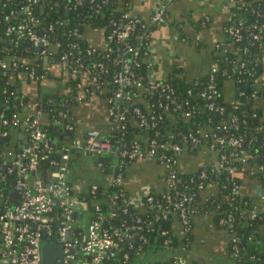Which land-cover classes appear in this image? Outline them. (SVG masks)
<instances>
[{"label":"built area","instance_id":"2783aa9c","mask_svg":"<svg viewBox=\"0 0 264 264\" xmlns=\"http://www.w3.org/2000/svg\"><path fill=\"white\" fill-rule=\"evenodd\" d=\"M82 1L86 0H73L72 6L75 7ZM129 1V10L124 11L117 19L109 18L111 25L107 32L104 31L105 29L93 28L95 31L103 32V44L88 42L87 52L99 53L106 46L105 58L110 60L113 66L118 65V69L112 70L109 81H106L102 76L109 72L107 62L100 59H85L84 51L86 50L81 47L78 41V25L71 24L69 33H64V40L51 36L54 23L42 21L33 10V7L38 5L41 13L45 11V0H28L18 10V12H24L26 18L19 19L14 25L8 24L5 28L6 32L12 33L11 41L16 43L19 39L27 40L35 46L37 58L43 60V67L50 66L53 61L58 62L70 73L80 74L90 80L91 87L78 82L76 84L78 90L72 98L81 100L83 93H86L88 102H92L96 98L103 99L96 94V91L102 86L109 85L111 96L104 98L107 103L106 110L119 132L125 128L127 117L121 101H131L137 97L142 99V93L137 94L132 86L146 91V93L164 94L173 104V109L181 107V103L176 99L169 83H160L157 78L149 75L153 69L152 62L148 59L149 54L146 59L148 62L146 71L150 82L146 83L142 75L137 77L134 75L130 59L132 61L136 59L139 49L132 46L127 40L138 26L145 30L158 24H169L171 19L167 14L166 6L172 0L156 2L148 19L133 14L131 0H125V2ZM238 1L240 2V0ZM105 2L106 0H101L102 4ZM69 7L64 5L66 11L69 10ZM4 19L9 20V14H5ZM58 23L61 24L62 21H58ZM247 28L252 30L253 42H260L264 46V21L253 22ZM240 29V26L228 25L223 29V32H227V35L232 39L239 40L241 38ZM178 33L181 41H191L189 36L183 35L182 32ZM195 35L193 40L197 44L198 39ZM146 37L148 49V33H146ZM38 45L39 48H37ZM215 45H218L217 42ZM227 45L229 46L230 42H227ZM51 48L56 51L53 52ZM0 66L9 70L18 68L20 64L14 59H1ZM216 71L217 68L213 64L209 72ZM63 72H65L64 76L68 74L65 69ZM222 72L226 73L227 69L223 68ZM24 78L37 83V81L46 78V71L38 69L36 66H30ZM216 92L217 88L215 87H212L209 93L204 90L201 92L210 98L207 104L209 107L214 105L212 98ZM10 93L12 94L13 91ZM41 98L34 95L35 112L30 119L27 115L22 119L16 114L6 117L0 113L3 126L21 128L27 133L28 138L26 145L7 151L10 155L9 158L6 156L0 158V264H49L42 261V243L45 241L52 244L47 249L48 258L53 259L52 264H190L187 257L180 253V250H184V245L180 249L175 247L154 254L150 241L155 239L160 240L163 244L169 243L171 240L169 229L158 227L155 221L168 218L171 212L174 213L175 220L182 230L186 231L190 228L188 213H195L196 210L186 204L191 202L193 195L175 191L171 207L158 200L157 207L160 208V211L154 214L153 220H147L146 217L134 212L135 210L131 211V209L143 204L149 208L152 207L154 196L150 194L151 190H147L138 197L129 194L125 186L122 185L125 178V166L120 161L117 163L116 159L117 155L127 159H156L164 166L166 172L175 159L170 154L158 151V145H164V143L152 137L146 147H143L138 140H133L130 147L118 146L114 145L100 128H87L84 136L82 138L76 136L70 146L81 154L93 158L94 167L102 174L105 182L102 184L93 180L88 182L86 187L83 185L81 187L78 183H71L69 179V170L73 162L69 148L63 151L57 160L49 159L50 139L41 123L44 109L38 105ZM159 104L162 106V101ZM131 109L142 128L155 127L156 121L163 117L161 113L147 117L138 105H133ZM191 111H186L185 114L189 115ZM219 111L222 112V110ZM59 114L64 115L61 111ZM252 115L255 116V113ZM55 123H60V119H56ZM64 125L66 130H70L72 127L68 123ZM221 128L225 131L221 133L202 131L210 142V148L213 145L236 148L244 144L242 134H235L232 130L238 128L236 115L232 114L231 123L224 124ZM173 132L170 130L169 133ZM1 134L6 135L7 131L3 130ZM175 134L178 135L180 142L170 140L165 143L174 154L182 152L181 143H189V145L197 147L202 141L201 137L193 131L182 133L179 130ZM102 154L113 156L109 160L112 164L111 167L107 166L108 160L104 162L98 158ZM221 159H224L223 154L220 155L219 165L222 163ZM45 160H49L46 165L43 164ZM227 169L233 173L236 168L235 165H228ZM249 171L250 173L257 171L262 173L263 167L259 166L257 169L251 167ZM261 175L263 177V174ZM168 177H173V173ZM200 177H206L204 169L200 170ZM117 185L118 187L115 188ZM199 186H202V182ZM234 188L238 189V185H235ZM12 192H15L14 198L11 195ZM143 195H146L145 202L141 200ZM85 212L89 214V221L82 223L84 221L81 217ZM228 219H232L231 213L228 214ZM224 223V219L219 220L220 225ZM43 232H45L44 236ZM237 239L236 236H230L234 256L239 249ZM57 251L60 252V255H55Z\"/></svg>","mask_w":264,"mask_h":264},{"label":"trees","instance_id":"16d2710c","mask_svg":"<svg viewBox=\"0 0 264 264\" xmlns=\"http://www.w3.org/2000/svg\"><path fill=\"white\" fill-rule=\"evenodd\" d=\"M45 1V11L41 13L38 5H35L33 10L40 16L42 21L46 23L52 21L54 23L51 36L63 39L65 34L71 30V24L78 25V41L81 47L86 50L84 51L85 59H100L104 60L105 63L107 62L109 72L104 73L102 76L106 81H109L112 70L118 69V65L113 66L110 60L105 58L106 46L99 53L87 52L89 44L86 34L89 29L95 27L105 29L104 31L107 32L111 25L109 18L117 19L124 11L129 10L130 1L106 0L102 4L101 0H86L78 3L75 7L72 6L73 0ZM26 2L28 0H0V60L14 59L20 64L18 68L9 70L0 66V113H3L6 117L16 114L22 119L25 115L29 119L34 115L35 108L31 96L42 97V91L39 92V87L36 89L34 82L27 83L24 78L28 67L36 66L38 69L46 71V78L40 81V85L50 80H56V76L51 74L50 67H43V60L37 58V51L32 43L20 39L15 43L10 40L12 33L5 31L8 24L14 25L19 19L26 18L24 12H18L19 8ZM64 5L70 6L69 15H66ZM234 9L235 13L225 21L224 28L228 25L240 26L241 38L239 40L232 39L227 35V32H224L223 39L217 41L218 45L213 44L211 47V60L217 68L216 72H209L208 70L204 74L195 77V80H193L196 83H194L192 79L187 77L182 67L175 65L166 77L158 79L160 83H169L176 99L181 103V107L173 109V104L168 101L164 94L146 93V91L132 86L137 94L142 93V99L137 97L131 101H121L122 108L127 115L125 128L119 132L111 117L103 126L97 127L111 139L114 145L118 146L130 147L133 140H138L143 147H146L149 140L154 137L157 141L164 143V145H158V151L170 154L175 159L171 167L166 169L165 184L162 189L160 191H150V194L154 196L153 206L150 208L146 204L138 207L134 206L131 211L135 210L134 212L140 213L147 220H153L154 214L160 211V208L157 207L158 200L171 207L175 191L193 195L191 202L186 204V206L196 210L195 213H188L190 221L188 230L181 229L173 212L170 213L168 218L155 221L158 227L169 229L171 240L168 244H163L160 240L151 239L152 253L154 254L175 247L180 249L184 245V250H180V253L189 260L190 247L196 234V218L211 210L216 225L226 229L229 236L238 237L237 245L239 249L237 254L233 255L236 264H264V210H254L257 206L240 191L243 176L250 179L256 178L264 183V46L260 42H253L252 30L247 28L253 22L260 23L264 21V0H240ZM5 14H9V20L4 19ZM58 21H62V23L59 24ZM197 23L200 24L201 21L199 20ZM198 24L196 25L198 26ZM151 28L148 27L144 30L138 26L127 39L132 46L139 49L138 56L135 59L136 62L130 59L134 75L136 77L142 75L146 83L150 82V77L146 71L148 68L146 59L149 54L146 33H149ZM182 33L186 35L183 31ZM227 42H230L229 46ZM51 50L56 51L53 48ZM54 63L56 64V62ZM223 68L227 69L226 73L222 72ZM64 69L68 72L66 76H64L65 72L62 75L64 76V88L51 93L46 92V97H42L38 104L41 109H44L41 123L50 139L49 159L53 160H57L67 148L72 153V159L80 156L81 152L70 146L79 132L78 129L82 130L81 127H77V124H79V121H77L78 114H83L78 106L82 107L83 102L90 106L95 103L94 101H87L86 93L81 94L83 96L81 100L72 98L78 90L76 88L78 82L85 83L88 87H91L92 83L84 76L70 73L65 67ZM109 87V85L102 86L101 89L96 91V94L103 98L100 100L104 103L105 109L107 103L104 98L111 96ZM212 87L217 88V92L212 98L214 101L213 107H209L207 104L210 98L201 92L204 90L209 93ZM10 91H13V93L11 94ZM231 92H234V94L229 95L228 93ZM30 93L34 95H27ZM253 93L255 95H252ZM160 101H162V106L159 104ZM133 105H138L147 117L158 113H161L163 117L156 121L155 127L142 128L131 109ZM77 110L79 111L77 112ZM189 110H192L191 114H185ZM219 110H222V112ZM59 111L64 115H60ZM253 113H255V116L252 115ZM232 114L236 115L238 119V128L232 130L235 134H242L244 146L232 148L213 145L210 148V142L204 136V132H224L225 130L221 126L231 123ZM56 119H60V123H55ZM152 120L155 121L154 118ZM66 123L72 126L70 134L66 133L64 125ZM89 127L93 126H87V128ZM11 128L14 127L3 126L0 117V135L3 130H6V137L9 136ZM170 130L174 132L170 134ZM179 130L182 133L196 132L202 139L199 146L181 143V155L171 153L170 148L165 143L170 140L180 142L178 135L175 134ZM200 146L213 153L214 160L209 161V163H199L191 168L180 167L179 162L182 155L185 156L189 152L198 151ZM3 148L4 144L0 143V158L3 157L2 152L5 149ZM221 154L224 155V159H221L222 163L219 165ZM98 158L105 162L112 159L113 156L102 154ZM116 159L117 163L119 161L123 165L126 163L125 157L117 155ZM154 161L159 162L156 159ZM48 162L49 160H45L43 164L46 165ZM228 165H235V172L230 173L227 169ZM259 166L263 167L262 173H258V171L250 173L251 167L257 169ZM201 169L206 172L204 178L200 177ZM171 173H173V177L170 178L168 176ZM124 174L126 175V172ZM261 174H263V177ZM200 182H202L201 187L199 186ZM122 185L125 186V181ZM235 185H238V189L234 188ZM145 198L146 195H143L141 200L145 202ZM229 213L232 214L231 220L228 219ZM220 219L225 220L223 225L219 224ZM231 245L232 242L230 241L228 249L233 254Z\"/></svg>","mask_w":264,"mask_h":264},{"label":"crops","instance_id":"0c3cea01","mask_svg":"<svg viewBox=\"0 0 264 264\" xmlns=\"http://www.w3.org/2000/svg\"><path fill=\"white\" fill-rule=\"evenodd\" d=\"M159 0H131L132 13L148 19L154 5ZM238 0H172L166 6L167 14L171 22L169 24H158L151 26L148 33V53L152 62V71L149 75L154 78H164L172 70L173 66L179 65L185 70L187 77L194 79L210 70L213 65L211 60V47L218 40L223 39L224 23L235 13ZM201 21L198 24V21ZM198 24V26L196 25ZM184 32L189 36L190 42H183L178 32ZM197 36H196V35ZM196 36L198 42H194ZM87 41L90 43L103 44L104 36L102 31L89 29ZM188 40V39H187ZM189 41V40H188ZM51 74L56 80H50L43 85L40 81L34 87L44 93H51L64 88L63 71L60 63L53 62L50 66ZM27 82V81H26ZM28 83V82H27ZM233 95V92L228 93ZM29 96L33 93L27 94ZM33 103L34 97L31 96ZM101 101V102H100ZM94 105L78 106L83 114H78V134L84 136L87 126H103L109 116L104 108L102 100L96 98ZM77 110V112L79 111ZM77 134L78 137H80ZM1 144H4L2 156L9 158L7 151L20 148L28 142L27 133L21 128H11L9 136L0 135ZM81 137V138H82ZM4 138L5 140H2ZM182 153V152H181ZM180 153V155H181ZM73 159L69 170V179L73 184H80L86 187L88 182L97 180L104 183L105 179L94 167L93 159L89 155L79 154ZM213 153L200 146L195 152L182 155L179 166L191 168L199 163H209L213 159ZM124 181L125 188L134 197L144 194L147 190L160 191L165 184V168L160 163L146 159L134 158L125 159ZM109 161V160H108ZM110 161L107 163L111 167ZM264 183L258 179L241 178L240 191L257 207L254 210H264ZM208 190V189H207ZM241 193V194H242ZM208 212V213H207ZM196 218V234L189 251L190 264H236L233 254L230 253L228 244L230 236L226 229L220 228L214 222L213 211L209 210ZM82 223L89 221V214H82Z\"/></svg>","mask_w":264,"mask_h":264},{"label":"water","instance_id":"95a60500","mask_svg":"<svg viewBox=\"0 0 264 264\" xmlns=\"http://www.w3.org/2000/svg\"><path fill=\"white\" fill-rule=\"evenodd\" d=\"M155 6V5H154ZM233 9H234V7H233ZM66 15H68V11H66ZM37 48H39V45L37 46ZM57 61V60H56ZM45 64H47V61H45ZM26 81L27 82H31L30 81V79H26ZM34 85L36 86L37 84L36 83H34ZM42 95V97L43 98H45V93H42L41 94ZM73 99H75V98H73ZM79 101V100H78ZM80 102V101H79ZM82 105H86V103H84L83 102V104ZM70 130H66V133L67 134H70ZM2 140H5L4 138H2ZM244 146V144H241V147H243ZM11 195L13 196V198H14V195H15V192H12L11 193ZM105 223V222H104ZM45 235V232H43V236ZM50 246H52V244L51 243H49V242H47V241H45V242H43L42 243V261L43 262H47V263H49V264H52L53 263V259H49L48 258V255H47V249L50 247ZM56 247H59V246H57V245H55ZM59 249V248H58ZM55 255H60V252L59 251H57L56 253H55Z\"/></svg>","mask_w":264,"mask_h":264},{"label":"rangeland","instance_id":"374dc122","mask_svg":"<svg viewBox=\"0 0 264 264\" xmlns=\"http://www.w3.org/2000/svg\"><path fill=\"white\" fill-rule=\"evenodd\" d=\"M86 216V212L84 213V217Z\"/></svg>","mask_w":264,"mask_h":264}]
</instances>
